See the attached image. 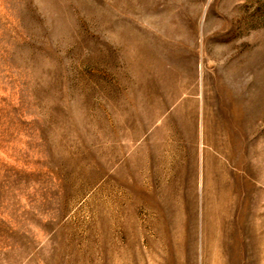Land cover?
<instances>
[{"label":"rangeland","instance_id":"rangeland-1","mask_svg":"<svg viewBox=\"0 0 264 264\" xmlns=\"http://www.w3.org/2000/svg\"><path fill=\"white\" fill-rule=\"evenodd\" d=\"M0 264H264V0H0Z\"/></svg>","mask_w":264,"mask_h":264}]
</instances>
